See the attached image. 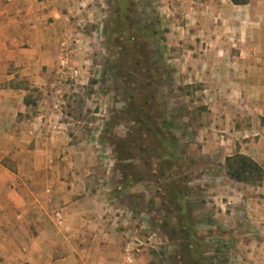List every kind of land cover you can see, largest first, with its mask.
Masks as SVG:
<instances>
[{
  "label": "rangeland",
  "instance_id": "374dc122",
  "mask_svg": "<svg viewBox=\"0 0 264 264\" xmlns=\"http://www.w3.org/2000/svg\"><path fill=\"white\" fill-rule=\"evenodd\" d=\"M62 12L75 41L48 93L60 132L43 152L53 175L41 203L56 228L62 206L75 203L99 229L54 240L107 235L123 264H264V217L252 213L263 205V175L236 182L225 166L264 129L258 93L238 77L253 44L241 9L228 0H67Z\"/></svg>",
  "mask_w": 264,
  "mask_h": 264
},
{
  "label": "crops",
  "instance_id": "0c3cea01",
  "mask_svg": "<svg viewBox=\"0 0 264 264\" xmlns=\"http://www.w3.org/2000/svg\"><path fill=\"white\" fill-rule=\"evenodd\" d=\"M229 4L241 9L245 40L253 43L243 47L238 77L243 89L258 93L252 104L258 106V119H264V0ZM66 5L67 0H0V264H123L106 234L107 242L102 243L95 237L90 244L55 241L59 234L64 237L63 232L83 236L99 228L85 225L81 216L89 214H81L75 203L62 206L59 214L65 222L56 228L41 203L43 186L52 183L53 175L43 152L52 151L51 140L60 132L59 124H53L56 115L51 113L48 93L60 83L61 56L73 51L75 41L69 15L62 12ZM254 134L257 141L248 151L241 146L238 153L262 171L257 191L263 205L250 203L255 205L253 216L260 218L264 217V129ZM76 220L83 224L71 226ZM47 232L50 238L43 241ZM131 264L145 262L136 258Z\"/></svg>",
  "mask_w": 264,
  "mask_h": 264
},
{
  "label": "trees",
  "instance_id": "16d2710c",
  "mask_svg": "<svg viewBox=\"0 0 264 264\" xmlns=\"http://www.w3.org/2000/svg\"><path fill=\"white\" fill-rule=\"evenodd\" d=\"M232 5H243L247 0H229ZM226 175L236 182L260 181L262 171L258 165L246 156L235 154L225 159Z\"/></svg>",
  "mask_w": 264,
  "mask_h": 264
},
{
  "label": "built area",
  "instance_id": "2783aa9c",
  "mask_svg": "<svg viewBox=\"0 0 264 264\" xmlns=\"http://www.w3.org/2000/svg\"><path fill=\"white\" fill-rule=\"evenodd\" d=\"M61 64H65L66 63V61H67V54L65 53V54H62V56H61ZM124 261L126 262V263H129V262H131V256H130V254H129V252H128V246L124 249Z\"/></svg>",
  "mask_w": 264,
  "mask_h": 264
}]
</instances>
